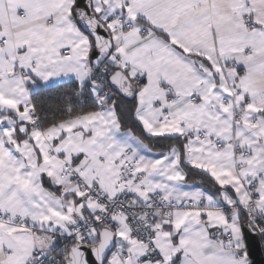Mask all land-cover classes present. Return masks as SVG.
I'll list each match as a JSON object with an SVG mask.
<instances>
[{"label":"snow or ice","instance_id":"1","mask_svg":"<svg viewBox=\"0 0 264 264\" xmlns=\"http://www.w3.org/2000/svg\"><path fill=\"white\" fill-rule=\"evenodd\" d=\"M264 0H0V264H255Z\"/></svg>","mask_w":264,"mask_h":264},{"label":"water","instance_id":"2","mask_svg":"<svg viewBox=\"0 0 264 264\" xmlns=\"http://www.w3.org/2000/svg\"><path fill=\"white\" fill-rule=\"evenodd\" d=\"M253 259L255 261V264H264V251L254 249Z\"/></svg>","mask_w":264,"mask_h":264}]
</instances>
